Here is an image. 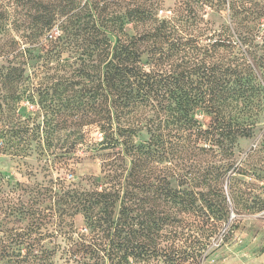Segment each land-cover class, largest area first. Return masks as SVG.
<instances>
[{
    "label": "trees",
    "instance_id": "1",
    "mask_svg": "<svg viewBox=\"0 0 264 264\" xmlns=\"http://www.w3.org/2000/svg\"><path fill=\"white\" fill-rule=\"evenodd\" d=\"M223 2L178 0L166 17H157L160 0L0 6L4 149L41 156L63 132L69 149L84 145L101 161L85 186L48 180L55 213L84 223L53 231L68 242L62 262L52 259L57 244L36 246L11 228L0 235V264H200L207 256L227 221L223 183L235 173V145L251 134L240 113L264 90V56H254L242 11L230 4L228 25L216 28L199 13ZM11 13L23 49L5 36ZM23 100L35 115L10 119ZM89 130L99 135L92 142Z\"/></svg>",
    "mask_w": 264,
    "mask_h": 264
},
{
    "label": "rangeland",
    "instance_id": "2",
    "mask_svg": "<svg viewBox=\"0 0 264 264\" xmlns=\"http://www.w3.org/2000/svg\"><path fill=\"white\" fill-rule=\"evenodd\" d=\"M9 1L0 0V6L10 10V5H7ZM177 1L160 0L162 3L157 17H166L169 13L167 9ZM248 1L224 0L218 11L205 9L199 13L203 14L205 20H211L216 28L221 24L228 25L230 4L238 7V11H242L239 19L242 22L245 20L251 35H254L251 37L255 46L254 56L259 59L264 56V0ZM245 3L248 4L241 9ZM13 17L11 13L5 36L13 38L23 49L25 46L19 36L21 28L16 30L12 26ZM49 33L56 35L55 27ZM34 52L36 56L37 52ZM250 103V110L240 113L239 121L250 124L251 134L237 141L234 148L235 173L228 174L223 183L227 221L221 224L218 234L211 239L204 254L207 256L202 258L200 264H264V90H253ZM36 110L34 102L23 100L16 114L7 115L10 119L19 115L24 120L30 115L34 116ZM196 118L199 123L206 121L203 114ZM98 137L94 130H89L86 139L92 142ZM64 138L65 134L61 132L50 147L44 146L47 152L41 156L35 152L24 157L14 154L4 149L0 142V235L11 228L25 229L29 241H34L36 246L49 248L57 244L60 250H56L52 259L58 263L65 257L62 250L67 249L68 242L53 237V231L61 230L64 233L70 221L79 231L84 223L80 216L71 219L55 213L56 207L52 206L53 200L48 198L45 189L48 180L85 186L86 178L98 179L101 169V161L92 157L84 145L78 144L74 149H69L72 138L67 141Z\"/></svg>",
    "mask_w": 264,
    "mask_h": 264
},
{
    "label": "built area",
    "instance_id": "3",
    "mask_svg": "<svg viewBox=\"0 0 264 264\" xmlns=\"http://www.w3.org/2000/svg\"><path fill=\"white\" fill-rule=\"evenodd\" d=\"M57 34V33H56ZM53 35L51 34V37H52ZM55 36V35H54Z\"/></svg>",
    "mask_w": 264,
    "mask_h": 264
}]
</instances>
